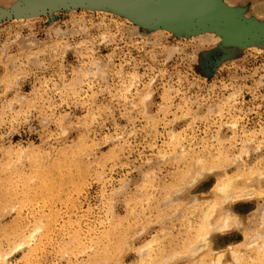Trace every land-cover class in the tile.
Returning a JSON list of instances; mask_svg holds the SVG:
<instances>
[{
	"label": "rangeland",
	"instance_id": "obj_1",
	"mask_svg": "<svg viewBox=\"0 0 264 264\" xmlns=\"http://www.w3.org/2000/svg\"><path fill=\"white\" fill-rule=\"evenodd\" d=\"M50 1L0 0V264H264V0Z\"/></svg>",
	"mask_w": 264,
	"mask_h": 264
},
{
	"label": "water",
	"instance_id": "obj_2",
	"mask_svg": "<svg viewBox=\"0 0 264 264\" xmlns=\"http://www.w3.org/2000/svg\"><path fill=\"white\" fill-rule=\"evenodd\" d=\"M92 1L93 0H58L55 3H52L50 1L48 2V4L44 3L43 8H39L32 11H25V10L22 11L25 15H32L44 11L72 9L75 7H86L90 5ZM158 1L163 3V10L165 14H160V13L152 14L151 24L156 27H162L178 21L196 20L199 15H201L206 11L210 0H199L198 1L199 6L195 9L187 8L188 3L193 0H158ZM156 20H158L159 22H156Z\"/></svg>",
	"mask_w": 264,
	"mask_h": 264
},
{
	"label": "bare ground",
	"instance_id": "obj_3",
	"mask_svg": "<svg viewBox=\"0 0 264 264\" xmlns=\"http://www.w3.org/2000/svg\"><path fill=\"white\" fill-rule=\"evenodd\" d=\"M56 1H58V0H56ZM56 1H55V2H56ZM198 1H199V0H197V1H196V0H193V1L189 2L187 8H188V9H195V8H197V7L199 6V2H198ZM55 2H54V3H55ZM41 7H44V6H40V8H41ZM35 8H37V7H35ZM30 10H33V7H30V8L28 9V11H30ZM262 10H263V9H262ZM229 192H231V191H229ZM259 257H260V256H259Z\"/></svg>",
	"mask_w": 264,
	"mask_h": 264
}]
</instances>
